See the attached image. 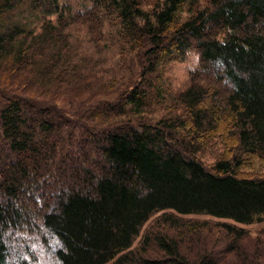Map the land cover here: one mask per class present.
<instances>
[{"label":"trees","instance_id":"obj_1","mask_svg":"<svg viewBox=\"0 0 264 264\" xmlns=\"http://www.w3.org/2000/svg\"><path fill=\"white\" fill-rule=\"evenodd\" d=\"M27 8L41 21L39 33L16 17ZM77 24L96 44L117 39L135 51L141 74L196 50L199 65L178 95L184 117L127 123L113 114L108 124L105 108L96 111L105 116L99 124H87L32 95L36 85L58 95L65 76L78 75L61 61ZM0 60L14 80L25 78L17 89L0 87V264H11L23 231L50 235L57 264H213L206 255L190 262L168 236L155 239L166 260L144 258L147 234L131 249L156 212L240 224L264 217V177L236 174L241 156H264V0H0ZM222 84L220 101L206 103L210 87ZM147 96L133 86L125 99L138 110ZM222 116L240 156L208 170L177 130L201 137ZM255 255L241 264H264V252Z\"/></svg>","mask_w":264,"mask_h":264},{"label":"rangeland","instance_id":"obj_2","mask_svg":"<svg viewBox=\"0 0 264 264\" xmlns=\"http://www.w3.org/2000/svg\"><path fill=\"white\" fill-rule=\"evenodd\" d=\"M60 1H67L74 6L80 2ZM205 1L200 0V4H205ZM16 17H20L21 21L27 20L36 33L40 32L41 21L29 8L19 10ZM180 17L184 18L185 14ZM68 32L69 38L66 39L65 45L72 47V50H69V56L61 61L73 72H78V75L65 76V82L57 86L60 88L58 95L42 91L37 85L32 90V95L54 100L67 117L74 118L78 115L87 124H99L105 116L98 115L96 111H103L105 108L108 109V124L112 123L113 114L115 120L127 123L136 119L154 123L160 117L171 120L184 117L178 95L188 86L190 73L199 65L196 50H189L182 60L163 59L153 72L141 74L135 51H127L129 49L117 39L96 44L81 24L74 25ZM20 42L26 46L27 41L21 39ZM6 69L4 62H0V87L11 84L17 89L19 81L24 82L25 78L14 80L16 75L10 76L9 70ZM133 86L148 95L145 105L138 110L127 104L125 99L126 93ZM226 88L225 84L210 87L212 92L209 93L206 103L214 101V98L215 101H220L221 94L227 91ZM216 90L219 92L218 98L213 95ZM95 102L99 105L98 109L89 111L87 106ZM93 114L96 117H93ZM230 123L229 118L222 116V121L216 124V129L204 136L193 138L191 133L185 134L186 129L182 127H178L177 135L179 139L185 138L193 142V147H188L193 150L191 153L206 169L212 170L216 161L240 156L236 150L237 144L235 146V141L229 137L230 134L233 136L235 131L229 126ZM75 133H78L76 127L73 130V134ZM241 158L242 165L236 169L237 175L264 177V156ZM35 234L36 232L29 234L23 231L17 235L13 243L11 264H57L53 254L55 242L51 236L45 232L43 238L34 237ZM144 234L150 239L146 249L149 254L144 257L149 260H166L164 253L157 248L155 239L167 236L178 241L180 253L188 257L190 262L194 259L199 261L200 256L206 255L215 264H232L235 261L241 264L245 255L253 257L256 253L264 252V217L258 222L240 224L205 214L156 212L142 226L131 250L137 247ZM106 264L115 263L109 261Z\"/></svg>","mask_w":264,"mask_h":264}]
</instances>
